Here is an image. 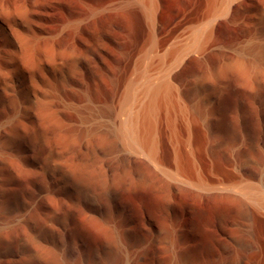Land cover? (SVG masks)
Returning a JSON list of instances; mask_svg holds the SVG:
<instances>
[{
  "label": "bare ground",
  "instance_id": "bare-ground-1",
  "mask_svg": "<svg viewBox=\"0 0 264 264\" xmlns=\"http://www.w3.org/2000/svg\"><path fill=\"white\" fill-rule=\"evenodd\" d=\"M0 264H264V0H0Z\"/></svg>",
  "mask_w": 264,
  "mask_h": 264
},
{
  "label": "rangeland",
  "instance_id": "rangeland-1",
  "mask_svg": "<svg viewBox=\"0 0 264 264\" xmlns=\"http://www.w3.org/2000/svg\"><path fill=\"white\" fill-rule=\"evenodd\" d=\"M100 235H101V236H100ZM98 237L101 238V239H105V238H104L105 236H104V235L102 236V234H98Z\"/></svg>",
  "mask_w": 264,
  "mask_h": 264
}]
</instances>
